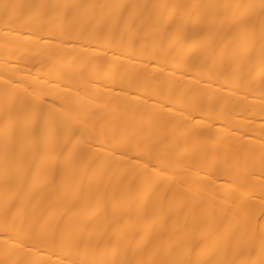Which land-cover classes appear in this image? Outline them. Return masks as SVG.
<instances>
[{
  "label": "bare ground",
  "instance_id": "6f19581e",
  "mask_svg": "<svg viewBox=\"0 0 264 264\" xmlns=\"http://www.w3.org/2000/svg\"><path fill=\"white\" fill-rule=\"evenodd\" d=\"M0 264H264V0H0Z\"/></svg>",
  "mask_w": 264,
  "mask_h": 264
}]
</instances>
